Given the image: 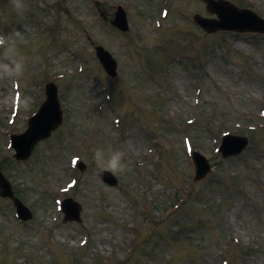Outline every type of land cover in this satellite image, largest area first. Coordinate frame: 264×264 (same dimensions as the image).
I'll use <instances>...</instances> for the list:
<instances>
[{"label": "rangeland", "instance_id": "374dc122", "mask_svg": "<svg viewBox=\"0 0 264 264\" xmlns=\"http://www.w3.org/2000/svg\"><path fill=\"white\" fill-rule=\"evenodd\" d=\"M229 1L264 17V0ZM117 4L127 9L130 28L124 34L110 24ZM26 5L17 15L8 0H0V32L22 25L34 37L20 45L25 73L17 81L21 99L13 123L8 118L14 81H0V169L34 213L20 223L11 202L0 197V264H96L112 249L120 255L130 240L126 233L135 228L143 229L135 251L126 261L107 264H219L223 257L228 264H264V35L203 34L191 20L195 12L208 15L198 0H26ZM164 8L168 13L162 16ZM97 44L119 61L114 79L94 56ZM49 80L58 85L64 123L28 159L15 160L7 134L24 129ZM116 115L119 126L112 121ZM224 131L248 135V148L222 160L214 148ZM183 134L213 164L198 182L191 181ZM97 148L123 154L126 170L117 174L116 187L97 178ZM146 148L157 168L135 188L131 159ZM72 152L83 158L84 171L68 166ZM71 175L79 181L67 194L81 203L82 218L65 224L54 196ZM151 195L158 218L177 197L181 204L163 221L151 213L148 226L142 211ZM85 237L88 242L80 246Z\"/></svg>", "mask_w": 264, "mask_h": 264}, {"label": "water", "instance_id": "95a60500", "mask_svg": "<svg viewBox=\"0 0 264 264\" xmlns=\"http://www.w3.org/2000/svg\"><path fill=\"white\" fill-rule=\"evenodd\" d=\"M206 2L207 9L211 12H216L220 17V21L213 23L208 21L207 19L200 18L197 15L195 19L202 25H204L207 29L212 30L215 28H228V29H238V30H261L264 29V24L261 23L255 15L247 10H238L233 8L224 2H214L212 0H203ZM225 12L227 14H223ZM119 16V14H117ZM213 24H216L215 27L211 28ZM56 101H55V92L54 89L49 87V100L45 103L42 110L32 118V123L29 131L24 135L22 139H17L19 143L15 146L19 150L20 153L26 147H31L33 143L40 137L45 136L51 129H53L57 123L59 122V115L56 111ZM237 143V141H236ZM226 146V144H225ZM224 146V155L229 154L231 151L226 149ZM241 148L240 146H234L235 151H238ZM20 155V154H18ZM104 179L110 180L105 177ZM0 185L2 186V190H0L3 194L11 195L8 184L5 182L3 178L0 177ZM75 214H78V209L74 210Z\"/></svg>", "mask_w": 264, "mask_h": 264}, {"label": "clouds", "instance_id": "9594fccd", "mask_svg": "<svg viewBox=\"0 0 264 264\" xmlns=\"http://www.w3.org/2000/svg\"><path fill=\"white\" fill-rule=\"evenodd\" d=\"M17 15L27 10L26 0H8ZM30 34L22 25L10 33H0V81H18L25 73V57L20 45L27 44ZM94 159L101 173L113 176L123 173L126 165L119 150L105 152L103 148L94 150Z\"/></svg>", "mask_w": 264, "mask_h": 264}]
</instances>
